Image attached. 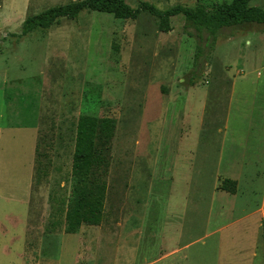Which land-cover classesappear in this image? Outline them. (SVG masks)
Segmentation results:
<instances>
[{"label":"rangeland","instance_id":"1","mask_svg":"<svg viewBox=\"0 0 264 264\" xmlns=\"http://www.w3.org/2000/svg\"><path fill=\"white\" fill-rule=\"evenodd\" d=\"M70 1L0 0V264H264V24L219 29L189 86L196 39L181 14L162 32L145 11L122 19L84 9L17 36L25 17ZM124 1L162 10L230 0ZM249 5L264 10V0ZM241 72L248 81L232 83ZM78 115L114 127L95 140L103 220L68 234ZM224 122L245 145L231 155L251 162L254 140L262 152L257 176L238 188L215 175Z\"/></svg>","mask_w":264,"mask_h":264},{"label":"trees","instance_id":"2","mask_svg":"<svg viewBox=\"0 0 264 264\" xmlns=\"http://www.w3.org/2000/svg\"><path fill=\"white\" fill-rule=\"evenodd\" d=\"M249 1L230 0L214 3L211 7L201 3L191 7L173 5L161 10L146 1H141L136 8H132L124 0H73L25 17L19 25L20 32L17 36H23L37 28L47 29L60 18L74 19L84 9L109 13L115 18L122 19H134L140 11H145L156 18L157 27L162 32L169 30L170 16L181 14L185 24L193 28V36L196 39L191 75L187 80V84L192 86L207 66L208 48L219 29L244 23L264 24V10L249 5ZM208 41L209 46L206 48ZM113 127L114 121L107 117L78 115L76 118L70 160L72 184L63 209L65 233H74L81 225H98L103 220L106 186L104 179L94 172V168L101 161L95 140L102 137L108 141ZM223 180L234 182L229 179ZM223 189L224 187H221V190Z\"/></svg>","mask_w":264,"mask_h":264},{"label":"crops","instance_id":"3","mask_svg":"<svg viewBox=\"0 0 264 264\" xmlns=\"http://www.w3.org/2000/svg\"><path fill=\"white\" fill-rule=\"evenodd\" d=\"M264 32V31H261ZM261 49L264 48V45L260 46ZM259 51V49H258ZM239 73V72H238ZM248 75L245 74L244 72H241V74H239L236 78L233 76L231 78L232 83L235 82H242L245 83L247 82ZM230 81V82H231ZM233 85V84H232ZM258 124H253L255 129L257 128H261L263 127V124L259 123ZM251 127V126H250ZM229 125L224 122L218 129V132L220 134H222V136H227L229 135V142L228 144L225 143V141H222V143H220L219 145V149H218V154H217V168L215 169V175L217 174V177L220 176L222 178L225 179H229L235 182L236 184V188H238V184L239 182L237 181V179L241 178V177H245V178H254L257 176V170L258 168L256 167L257 164V160L259 159V155H261V151H259L258 148V142L251 141L247 147V151L250 155V161H243L242 157H240V155L238 156V152L235 155H231L230 153H232L233 151H237L239 148L244 149L243 144L239 143L237 141L236 138H234L233 134L228 133L229 132ZM254 138H256L255 135H253ZM257 140V139H256ZM189 146V144H188ZM34 152H35V138L33 139V142L31 144V146L29 147V151H28V170H27V175H28V195L27 198H29V202L31 199V188H32V178H33V172H34V166H33V159H34ZM188 152L192 153V150L188 149ZM225 155V160L222 162L221 164V154ZM245 152V151H244ZM188 165L191 166V159H188ZM246 167V169L244 168V166ZM188 166V167H189ZM259 171V170H258ZM264 171V170H263ZM214 175V176H215ZM219 193H225L223 190L218 191ZM232 195V194H231ZM21 202V200H19ZM183 201L185 202V199H183ZM26 198L23 201V205L26 206ZM28 206V205H27ZM29 208V206H28Z\"/></svg>","mask_w":264,"mask_h":264}]
</instances>
